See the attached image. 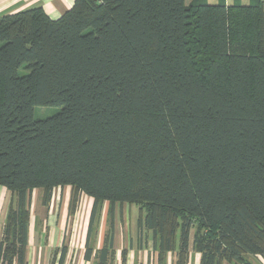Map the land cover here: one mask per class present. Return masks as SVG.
<instances>
[{"label": "trees", "instance_id": "trees-1", "mask_svg": "<svg viewBox=\"0 0 264 264\" xmlns=\"http://www.w3.org/2000/svg\"><path fill=\"white\" fill-rule=\"evenodd\" d=\"M0 187V264H26L29 194L46 205L64 187L73 205L93 201L86 261L103 202L145 212L158 260L186 264L192 248L198 264L264 261L262 2L74 0L57 19L0 16Z\"/></svg>", "mask_w": 264, "mask_h": 264}, {"label": "rangeland", "instance_id": "rangeland-1", "mask_svg": "<svg viewBox=\"0 0 264 264\" xmlns=\"http://www.w3.org/2000/svg\"><path fill=\"white\" fill-rule=\"evenodd\" d=\"M190 0H185L188 4ZM217 0H208L215 4ZM23 71H21V74ZM57 107H34V118L44 119L57 113ZM0 189V211L11 202L9 193ZM43 190L36 189L28 196V258L29 264H57L56 254L62 249V264H84L82 254L86 241L87 228L93 201L81 195L73 205L70 187L55 188L45 205ZM94 218L88 242L93 249V262L97 253L109 245L113 253L108 264H175V252L162 255L165 261L158 260V247H153L152 235L144 229L138 230L137 221L145 212L132 204H114L103 202ZM111 238V239H110ZM28 245V244H27ZM64 247V248H63ZM199 255L192 248L186 257V264H198ZM124 260V261H123ZM253 264H264L260 257L248 259ZM89 264V263H86ZM227 264V263H223ZM230 264H239L232 262Z\"/></svg>", "mask_w": 264, "mask_h": 264}, {"label": "crops", "instance_id": "crops-1", "mask_svg": "<svg viewBox=\"0 0 264 264\" xmlns=\"http://www.w3.org/2000/svg\"><path fill=\"white\" fill-rule=\"evenodd\" d=\"M218 1L220 0H217L216 3ZM223 1L225 2L226 5H232L233 3L248 5L249 3L259 0H223ZM260 1L262 2L264 9V0H260ZM73 2L74 0H0V16L17 13L19 11H23L30 8L40 7L51 19H57L72 7ZM210 4L213 3L211 2ZM0 189H3L2 190L3 192L8 193L4 188L0 187ZM8 207H9V203L3 211L2 209L0 211V238L2 237V231H3L2 229L5 223ZM27 244L28 245L25 248V263L29 264L28 258L30 257V254L27 252L29 242ZM59 258H60V254H56L57 264ZM92 259H93V255L88 261H86L83 259V254H82V261L84 264L86 263L94 264ZM63 261H64V257H63Z\"/></svg>", "mask_w": 264, "mask_h": 264}]
</instances>
